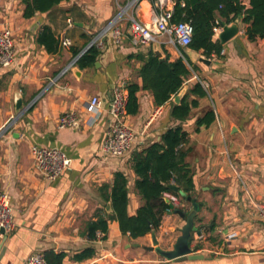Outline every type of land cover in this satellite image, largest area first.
<instances>
[{
	"label": "crops",
	"instance_id": "0c3cea01",
	"mask_svg": "<svg viewBox=\"0 0 264 264\" xmlns=\"http://www.w3.org/2000/svg\"><path fill=\"white\" fill-rule=\"evenodd\" d=\"M150 1H139L138 16L141 12L148 18ZM240 1L248 7V0ZM128 2L65 0L26 19L20 0H0V27L10 29L15 53L13 65L0 68V192L10 198L14 223V229L0 238V264H24L30 255L47 253L63 255L61 264H264V221L254 207L264 204V38L249 42L240 18L237 35L222 45L219 57L208 59L209 65L198 61L205 58L201 52L183 49L198 54L195 61L186 55L196 71L175 48L163 49L157 40L163 58V51L169 61L182 58L191 71L179 92L185 94L195 82L206 92L185 121L173 120L175 95L156 106L151 93L141 89L142 62L133 57L146 56L152 44L133 45L127 25H118L123 34L119 43L110 36L98 38ZM170 5L173 8L174 0ZM44 28L57 41L55 52H47L37 41ZM219 31L214 29L213 41L218 42ZM63 40L70 45L63 47ZM91 46L98 56L91 67L81 69L77 60ZM130 85L139 87L137 113L129 115L125 109L124 116L134 139L126 153L110 156L102 153L101 144L111 93L123 88L128 100ZM92 96L100 100V113L88 127L83 107ZM17 99L20 114L15 113ZM206 111H213L214 121L196 131L195 122ZM69 112L75 113L79 125L60 129V117ZM176 126L188 134L185 161L193 172L192 199L199 205L194 218L197 233L189 246L192 254L204 258L167 261L143 249L152 245L150 233L133 239L122 234L116 221L108 222L106 234L96 232L90 239L88 223L109 213L104 199L109 189L103 187L112 185L115 172H123L129 181L127 213L135 215L142 201L134 191L130 155ZM32 146L62 151L71 159L70 168L48 182L36 168ZM176 197L175 208L187 214L191 203ZM167 212L154 231L165 251L172 250L185 223ZM87 249L93 256L75 262L74 256Z\"/></svg>",
	"mask_w": 264,
	"mask_h": 264
},
{
	"label": "trees",
	"instance_id": "16d2710c",
	"mask_svg": "<svg viewBox=\"0 0 264 264\" xmlns=\"http://www.w3.org/2000/svg\"><path fill=\"white\" fill-rule=\"evenodd\" d=\"M24 6L23 16L28 19L35 13L47 12L61 1L65 0H20ZM241 18L245 25L244 34L249 42L264 38V0H248V7L240 0H174L172 23L189 22L193 28L191 43L188 49L201 52L209 59L219 57L222 46L213 41L214 29L218 28V21L231 24ZM37 41L43 45L47 52L57 49V41L49 29L44 28L38 35ZM178 51L189 64L183 49ZM164 60L160 61L148 50L146 56L135 55L142 64L138 70L141 78V89L149 91L156 106H161L176 95L183 83L192 77L182 58L169 61L166 52ZM98 56V51L91 46L78 60L79 68L91 67ZM189 66L193 71L196 68ZM126 111L129 115L137 113L138 104L135 93L139 90L136 85H130ZM194 96L195 99H192ZM206 96V92L199 82H195L184 94L178 104L172 103L170 117L173 120L185 121L191 108L197 106V99ZM213 111H206L195 122V130L208 127L214 121ZM188 134L180 126L172 127L163 132L159 141L151 142L140 151L130 155V166L135 175L134 190L140 197L142 204L134 216L127 213L128 205V179L123 172H115L112 185L103 187L107 192L104 195L106 203L110 204V212L98 216L96 221L88 223V237L95 238L96 232L106 234L108 222L116 221L122 234L136 239L151 231H156L161 223L162 216L168 211L163 202V193L173 195L177 193L170 190V186L178 187L186 197L193 198L194 183L193 172L185 159L188 154ZM173 182V183H172ZM93 256L90 249L84 250L74 256L75 262H81ZM44 258L49 264H61L63 255L47 253Z\"/></svg>",
	"mask_w": 264,
	"mask_h": 264
},
{
	"label": "built area",
	"instance_id": "2783aa9c",
	"mask_svg": "<svg viewBox=\"0 0 264 264\" xmlns=\"http://www.w3.org/2000/svg\"><path fill=\"white\" fill-rule=\"evenodd\" d=\"M135 1L139 2L140 0L129 1L125 7L121 8L119 14L102 29L98 38L110 36L115 43H119L123 34L118 23L123 17H128L131 42L135 46L152 44L157 42L158 37H162L165 40L159 44L165 48H175L178 51V48L186 49L189 47L193 28L189 22H171L173 14V8L170 5L171 0H151L149 15L145 23L137 18L139 8L134 11L135 15L133 14L134 12L131 16L128 15V11L132 10ZM61 45L68 47L70 42L63 40ZM14 55L12 33L9 28L2 26L0 27V68H10L15 60ZM126 105V91L123 88H114L107 108L108 128L105 131L101 144V151L104 154L119 157L126 153L131 146L134 135L133 131L124 122ZM99 109L100 100L96 96L90 97L84 103L85 125L91 127L95 124L100 113ZM58 125L60 129L77 127L79 121L75 113L69 112L60 117ZM30 152L36 168L48 182L56 181L70 168L71 159L58 149L32 146ZM163 196L169 200V203L175 207L177 206L178 200L175 195L164 193ZM254 207L257 209L260 218L264 221V204L254 205ZM13 229L14 223L11 215L10 198L5 192H0V238L4 235L6 236ZM1 231H3V234H1ZM24 264L49 263L43 255L33 254L25 259Z\"/></svg>",
	"mask_w": 264,
	"mask_h": 264
},
{
	"label": "water",
	"instance_id": "95a60500",
	"mask_svg": "<svg viewBox=\"0 0 264 264\" xmlns=\"http://www.w3.org/2000/svg\"><path fill=\"white\" fill-rule=\"evenodd\" d=\"M143 15L140 12L138 19L143 22ZM217 24L219 25L220 31L216 35V39L218 40L219 44L222 46L224 45L227 41L235 37L238 33V21H234L231 24H225L222 21H218ZM152 51L154 55L160 60L163 61L164 58L162 57V51L160 48V45L157 42L152 43ZM185 55H187L192 61L196 60L198 57L197 53L194 52H184ZM198 61L205 64L209 65L210 61L208 59L199 57ZM74 73L76 72L73 71ZM183 91L178 92L174 97H173V102L178 104L183 97ZM22 111V105H21V100L17 99L15 102V113L20 114ZM171 191L177 193L179 192L178 187L176 186H170L169 187ZM182 198L185 199L187 202L191 203L192 208L191 210L185 214L181 210H178L175 208L174 205L169 203V200L164 198L163 202L168 206V215H178L181 219L185 221L184 225L180 229V235L177 237L175 240V243L172 246V250L165 251L159 248L158 246V241L155 238V232L151 231V243L152 245L149 247H143L144 250L149 251V252H155L157 253L160 257L167 261H184V260H201L204 258L203 255L199 254H192V249L190 248V242L192 239V234L197 233V229L194 226V218L197 215V212L199 211V205L196 202L195 199H192L191 197H186L185 194H182ZM106 211L110 212V204L107 205ZM1 234H3V231H1ZM5 236V235H4ZM3 236V237H4ZM133 247H139L137 244L131 245Z\"/></svg>",
	"mask_w": 264,
	"mask_h": 264
},
{
	"label": "rangeland",
	"instance_id": "374dc122",
	"mask_svg": "<svg viewBox=\"0 0 264 264\" xmlns=\"http://www.w3.org/2000/svg\"><path fill=\"white\" fill-rule=\"evenodd\" d=\"M129 1H131V0H129ZM124 5V4H123ZM138 5H139V2H134L133 3V8H132V10H131V12L133 13L137 8H138ZM126 5H124V7H125ZM132 13H129V16H131V14ZM133 14H135V13H133ZM116 15V14H115ZM143 22L145 23V22H147V18H145L144 16H143ZM118 25L119 26H123V25H127V28H129V30H130V22L128 21V17H123L122 18V20L118 23ZM120 30H121V28H120ZM122 32V31H121ZM157 40H159V41H161V42H164V38H157ZM140 46V45H139ZM163 47V49H165V47L164 46H162ZM162 50V49H161ZM133 135H134V133H133ZM135 191V190H134ZM182 194H183V192H178L177 193V196H178V198L182 201V203L184 204V203H186L187 205L188 204H190L189 202H187L185 199H183L182 198ZM179 210H183V208L182 207H180L179 208Z\"/></svg>",
	"mask_w": 264,
	"mask_h": 264
}]
</instances>
